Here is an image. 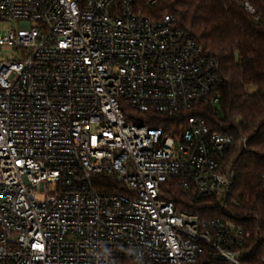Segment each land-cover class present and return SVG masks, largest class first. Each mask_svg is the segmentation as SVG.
Returning <instances> with one entry per match:
<instances>
[{
	"label": "built area",
	"instance_id": "2783aa9c",
	"mask_svg": "<svg viewBox=\"0 0 264 264\" xmlns=\"http://www.w3.org/2000/svg\"><path fill=\"white\" fill-rule=\"evenodd\" d=\"M136 4L0 0L21 23L0 32V264H264L263 237L228 217L225 158L248 138L199 113L217 112V60ZM158 115L184 126L141 123ZM176 188L227 216L182 209Z\"/></svg>",
	"mask_w": 264,
	"mask_h": 264
},
{
	"label": "trees",
	"instance_id": "16d2710c",
	"mask_svg": "<svg viewBox=\"0 0 264 264\" xmlns=\"http://www.w3.org/2000/svg\"><path fill=\"white\" fill-rule=\"evenodd\" d=\"M136 11L153 19L172 15L217 60L221 80L217 112L202 102L199 113L212 130L233 134L235 139L248 138L245 150L231 148L225 158L235 174L229 196L234 205L229 207L228 217L251 239L263 237L260 256L264 251V0H137ZM141 123L161 126L167 134H171L170 127L184 126L182 120L161 115ZM167 197L203 218L227 216L213 198L191 204L179 188Z\"/></svg>",
	"mask_w": 264,
	"mask_h": 264
},
{
	"label": "rangeland",
	"instance_id": "374dc122",
	"mask_svg": "<svg viewBox=\"0 0 264 264\" xmlns=\"http://www.w3.org/2000/svg\"><path fill=\"white\" fill-rule=\"evenodd\" d=\"M21 23L19 20H0V32L5 31H18L20 29ZM12 50L3 49L0 47V59L11 58Z\"/></svg>",
	"mask_w": 264,
	"mask_h": 264
}]
</instances>
